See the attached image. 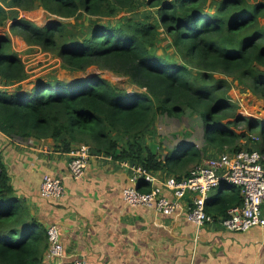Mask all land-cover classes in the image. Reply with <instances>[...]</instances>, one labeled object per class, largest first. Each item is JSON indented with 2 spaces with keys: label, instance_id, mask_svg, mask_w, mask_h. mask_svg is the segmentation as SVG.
I'll use <instances>...</instances> for the list:
<instances>
[{
  "label": "trees",
  "instance_id": "trees-1",
  "mask_svg": "<svg viewBox=\"0 0 264 264\" xmlns=\"http://www.w3.org/2000/svg\"><path fill=\"white\" fill-rule=\"evenodd\" d=\"M207 3L0 0V28L14 20L13 34L28 45L56 53L64 67L82 72L97 66L129 77L140 89L129 92L93 76L73 83L41 81L32 91L0 90V131L22 140L53 139L65 152L87 144L94 153L181 180L190 174V167L202 162L207 149L181 140L161 156L143 139L160 116L180 118L192 111L201 118L203 141L213 148V157L246 149L243 141L253 143L249 150L264 153L263 119L238 115V104L228 95L232 82L216 77L233 76L264 99V0H214L215 11ZM140 5L159 8V22L150 15L143 20L117 19ZM16 7L24 11L43 8L61 20L39 26L19 19ZM81 15L90 18L88 27L72 24L71 19ZM163 33L171 45L160 53ZM10 42L7 36L0 38V81L8 84L25 80L27 74ZM259 122L263 124L258 131ZM124 136L129 138L127 143L122 142ZM139 189L148 192L150 185L142 182ZM243 200L240 189L223 183L207 201L206 211L224 218L228 209L241 206ZM48 247L47 228L31 215L26 201L16 196L0 158V264H71L47 260Z\"/></svg>",
  "mask_w": 264,
  "mask_h": 264
},
{
  "label": "crops",
  "instance_id": "crops-1",
  "mask_svg": "<svg viewBox=\"0 0 264 264\" xmlns=\"http://www.w3.org/2000/svg\"><path fill=\"white\" fill-rule=\"evenodd\" d=\"M0 158L16 196L26 201L31 215L46 228L58 226L64 257L53 262L264 264V227L229 231L220 214L210 215L212 221L198 227L187 219L185 207L166 215L128 205L123 190L131 184V170L112 155L92 157L85 175L74 180L70 153L59 142L11 138L0 131ZM45 174L64 178L63 197H41ZM166 194L171 196L170 191ZM262 212L264 216V206Z\"/></svg>",
  "mask_w": 264,
  "mask_h": 264
},
{
  "label": "built area",
  "instance_id": "built-area-1",
  "mask_svg": "<svg viewBox=\"0 0 264 264\" xmlns=\"http://www.w3.org/2000/svg\"><path fill=\"white\" fill-rule=\"evenodd\" d=\"M149 1V0H144ZM69 172L74 180L81 179L92 157L97 156L90 145L81 144L70 152ZM121 165L131 170V184L123 190L125 202L132 207L155 209L172 215L185 207L186 217L198 227L212 218L206 211V204L223 183L240 189L243 204L228 209L221 219L224 228L233 232H248L255 227H264V153L243 149L223 152L215 157H205L190 174L179 180L172 175H159L143 166L122 160ZM142 182L150 185L148 192L139 189ZM171 192V196L166 194ZM66 193L64 178L45 174L40 195L45 199H59ZM49 247L45 257L54 261L64 257V246L57 225L47 228ZM73 264H86L76 261Z\"/></svg>",
  "mask_w": 264,
  "mask_h": 264
},
{
  "label": "rangeland",
  "instance_id": "rangeland-1",
  "mask_svg": "<svg viewBox=\"0 0 264 264\" xmlns=\"http://www.w3.org/2000/svg\"><path fill=\"white\" fill-rule=\"evenodd\" d=\"M209 6L212 11H215L216 4L214 3V0H208L207 7ZM14 9L18 10L19 19L23 17L32 20L39 26H45L55 20H61L59 17L50 15L43 8H36L32 11L20 10L17 7ZM158 11L159 8H149L146 5H140V7L134 11L122 12L117 17V19L130 17L136 20H143L145 19L146 15H150V19H153L152 21L159 22L160 16ZM13 21L14 20H10L8 23L11 22L10 24L12 25ZM67 21L69 22V20ZM262 21L264 23V18ZM71 22L75 25L79 24L77 25L79 28H82L84 24L86 25L85 27H88L90 18H88L86 15H81L79 19L72 18ZM10 24L7 25L6 28H0V38L3 36L10 38V48L12 49V52L18 53L21 57L27 74L25 80L21 82L8 84L3 80L0 81V90H5L9 93H12L13 91H16L18 87H21L22 91H32L37 83L41 81H64L73 83L80 79H87L93 76L105 78L122 90L129 92L140 90L134 83H132L129 77L110 70L101 69L97 66H91L82 72L70 70L64 67L63 61L56 53L52 51H45L40 46L28 45L22 37L13 34ZM8 30H10V33ZM11 36L13 37L11 38ZM161 38V42L159 43V52L164 53L166 47H170L171 44L167 43V40H165L167 39V36L164 33L161 35ZM167 51L169 53L172 51V49ZM216 77L228 78L229 81L232 82V87L228 91V95L230 96V99L238 104L236 109L238 115L255 119H263L264 121L263 98L253 94L246 86H243L237 80H234L233 76L217 74ZM225 122H227V120ZM262 124L263 122H259L258 131L260 130ZM237 129L239 132L243 130L241 126ZM152 130V133L147 135L143 141L150 147L154 145L156 152L161 156L171 152L176 144L181 140L194 141L203 148L207 149L206 157L214 155L212 151L213 148L210 145L205 144L203 141L204 139L201 118L192 111H187L186 113L182 114L180 118L160 116ZM252 137L253 139L257 140L255 136ZM128 140V136H124V138H122V142L127 143ZM243 143L245 144L246 149L253 146V143H248L247 145L246 141H243ZM193 166L190 167V169H193Z\"/></svg>",
  "mask_w": 264,
  "mask_h": 264
},
{
  "label": "bare ground",
  "instance_id": "bare-ground-1",
  "mask_svg": "<svg viewBox=\"0 0 264 264\" xmlns=\"http://www.w3.org/2000/svg\"><path fill=\"white\" fill-rule=\"evenodd\" d=\"M40 16V15H39Z\"/></svg>",
  "mask_w": 264,
  "mask_h": 264
}]
</instances>
